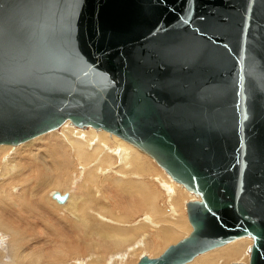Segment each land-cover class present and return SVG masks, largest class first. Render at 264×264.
<instances>
[{
    "label": "water",
    "instance_id": "95a60500",
    "mask_svg": "<svg viewBox=\"0 0 264 264\" xmlns=\"http://www.w3.org/2000/svg\"><path fill=\"white\" fill-rule=\"evenodd\" d=\"M68 120L200 198L193 231L137 264H186L243 236L264 264V0H0V145Z\"/></svg>",
    "mask_w": 264,
    "mask_h": 264
},
{
    "label": "bare ground",
    "instance_id": "6f19581e",
    "mask_svg": "<svg viewBox=\"0 0 264 264\" xmlns=\"http://www.w3.org/2000/svg\"><path fill=\"white\" fill-rule=\"evenodd\" d=\"M68 122H64L58 131L53 130L19 144L12 155L9 145H0V235L9 239L6 249L11 255L10 261H4L3 252L6 249L0 243V250L3 251H0V264H68L70 261L82 259L83 256L89 259L86 263L83 261L73 264H102L103 257L108 256L109 252L123 249L127 244L136 241L138 233L149 230L147 225L140 224L136 229L126 231L127 229L116 227L118 221H129L146 209L158 216L159 220H165L157 208L156 196L146 182L100 178V172L108 167L110 169L116 158L120 159L125 164L123 168L128 167L127 172L136 178L152 173L154 169L143 152L114 134L108 135L109 132L107 134L105 130L98 129L101 131L97 132L93 130L96 129L93 126L86 125L93 129L84 131L69 127ZM58 132L61 135L57 136ZM72 163L83 166L84 171L80 174L79 183L75 184V193H70L67 197L64 192L71 182ZM89 185L94 189L86 193L85 188ZM169 188L175 201L183 197V190L179 188L180 192L174 183H171ZM52 189L64 193L60 195L66 197L65 201L57 202L53 199L55 192L50 194ZM18 190L20 195L14 196L13 192L18 193ZM171 201L174 202L172 199ZM105 215L115 219L116 223L106 220ZM37 216L50 222L49 225L44 222L39 224L40 229H43L41 232L46 233L49 238L42 243L39 240L38 246H32L28 241L33 236L30 238L26 234V239L25 233L29 228L21 223L36 219ZM173 216L171 220L166 221H172V229L160 227L155 228L153 233H146L140 246L128 248L127 258L118 264H132L131 258L140 252L156 256L167 244L175 242L179 237H176L177 231L173 230L181 229L182 218L180 214ZM188 230L190 234L193 227L190 225ZM250 244L251 240L239 237L199 254L186 264L245 262ZM49 247L53 252L47 254L45 250ZM8 253L6 252L7 255Z\"/></svg>",
    "mask_w": 264,
    "mask_h": 264
},
{
    "label": "rangeland",
    "instance_id": "374dc122",
    "mask_svg": "<svg viewBox=\"0 0 264 264\" xmlns=\"http://www.w3.org/2000/svg\"><path fill=\"white\" fill-rule=\"evenodd\" d=\"M68 122V121H67ZM66 123V122H65ZM64 123V124H65ZM68 126L69 127H75V128H79V129H82L84 131H88L89 129H93V128H90L89 126H83V127H78L76 126L74 123H72L71 121H69L68 123ZM60 128L54 130V131H58ZM94 131H101V130H98V129H93ZM52 132V131H51ZM108 134V132H106ZM61 135L60 132L57 133V136ZM108 135H111L110 133ZM118 137V136H116ZM120 139V138H119ZM124 141V140H123ZM132 145V144H130ZM20 146V145H16V146H10L8 147L9 148V152H10V155L14 154V152L16 151L15 149H17V147ZM133 146V145H132ZM135 147V146H134ZM136 148V147H135ZM137 149V148H136ZM9 152H8V155H9ZM145 157H146V160L152 165L154 171H152V173H149L147 174V176H144L142 178H136L135 176H132L130 175L129 172H127L128 170V167L127 169H124V163L121 162L120 159L116 158L114 164L111 165L110 169L109 167L104 169L103 172H100V178H107V177H110V178H120L122 179L123 181H127L128 179H132V180H138V181H144L146 182V184L150 185L153 193H154V196L155 197V200H156V204L157 205V208L160 210V215H164L163 217L165 218V220H159V217L158 216H154L150 211L149 209H146L144 210L141 214L137 215L136 217H132L129 221H118L117 222V225L116 227H119V228H122L123 230H126V231H129V230H132V229H136L140 224H145L147 225V228L149 229L148 231L145 230V231H142L141 233H138L137 236H139L135 242L133 243H130V244H127L126 246L123 247V249L121 250H113L111 252H109L108 256H104L103 257V261H102V264H118L120 263V261L122 259H126L127 258V255H128V248H131L133 246L138 247L140 246V244L142 243V240H144L145 238V234L148 233V232H151L152 233L154 232V230L156 229H160V227L162 228H165V227H171L172 225L174 226V224L171 222H166V221H169L172 219V216L173 217H176L180 214L182 220H181V229H177V228H173L174 232L177 231L176 234V237H179L176 239L175 242H171L169 244H167L163 250L157 254L156 256H151L149 255L147 252H140L138 253L136 256H134L133 258H131V260L129 259V261H131V263L133 262L134 264H136L139 260L140 257L142 256H147L149 258H157L159 257L162 252L168 248L169 246L173 245V244H176L177 242L183 240L185 237L188 236L189 234V226L191 224H189V222L187 221V210H186V207H185V204L189 201H200V198L198 195L192 193L190 191L189 188H187L185 185H182V184H179L177 182H175L173 179H171V177L165 172V170L163 168H161L152 158H150L149 156H147L146 154L142 153ZM116 163V164H115ZM121 163V164H120ZM121 167H120V166ZM73 167V168H72ZM112 169V170H111ZM121 171H120V170ZM82 170L84 171V167L83 166H79V164H75V163H72L71 166H70V173H71V178H70V183L68 185V188L67 190L64 192L65 195L68 197V195L70 193H75L76 189H75V184L76 183H79V180H80V174L82 172ZM120 171V172H117V171ZM125 171H126V174H125ZM74 172V173H73ZM103 173V174H102ZM166 177V178H165ZM162 180V181H161ZM169 182L168 184H166L167 182ZM0 182H1V179H0ZM164 182V183H163ZM171 183H174L175 185L178 186V190L180 191L183 190L182 194H183V197L181 199H178L175 201L174 197L172 196V191L171 189L169 188V185ZM101 186V185H100ZM87 188H85V191L87 193V191H91V189H94V188H91V186L89 185L86 186ZM180 188V189H179ZM18 189V188H17ZM154 189V190H153ZM52 192H57L59 194H64V193H61L60 191L58 190H55V189H52L50 190V194ZM181 192V191H180ZM20 195V190H18V193L17 191L16 192H13V195ZM157 194V195H156ZM169 194V195H168ZM188 195V196H187ZM193 198V199H192ZM174 200V202L171 201ZM184 199V200H183ZM186 199V200H185ZM172 202V203H171ZM175 203V204H174ZM177 208V209H176ZM176 209V210H175ZM21 211L23 210L22 208L20 209ZM147 211V212H146ZM178 211V212H177ZM162 212V213H161ZM172 215V216H171ZM104 218L106 220H109V221H112V223H116V220L113 219V218H110L109 216L105 215ZM158 218V219H157ZM152 219V220H151ZM155 219V220H154ZM43 220V221H42ZM36 221V222H35ZM162 221V222H161ZM39 222V223H38ZM42 222L44 223H48V225L50 224V222L48 220H46L45 218H39V216H37L36 219H33V220H27L26 222L24 223H21L23 226L29 228L27 229V232L25 233V237L27 239V235H29V237L32 238L29 239L28 241V244H31L32 246L34 245H39L38 243H42V241H48L47 238H49V236L44 233V232H41L43 229H40V225L39 224H42ZM145 222V223H143ZM158 222V223H157ZM26 223V225H25ZM29 223V224H27ZM119 223V224H118ZM20 224V225H21ZM138 224V225H137ZM30 225V226H29ZM108 225V224H107ZM136 225V226H135ZM162 225V226H161ZM183 225V226H182ZM32 226V227H31ZM34 226V227H33ZM35 226H36V229H35ZM37 226H39V228H37ZM51 226V225H50ZM135 226V227H134ZM172 226V227H173ZM171 227V229H172ZM31 228V229H30ZM34 228V229H33ZM156 228V229H155ZM38 229H40L38 231ZM32 230V231H31ZM34 231V232H33ZM27 234V235H26ZM31 234V235H30ZM36 237H35V236ZM41 235V237L39 236ZM47 237H45V236ZM5 237V238H4ZM243 237H246L247 239L251 240L252 241V244H253V239L252 237L250 236H243ZM34 238H36L34 240ZM43 238L45 240H43ZM40 240V242H39ZM8 241L9 239L6 237V236H1L0 235V243H2V247L4 249L7 248L8 246ZM35 241V242H34ZM5 242V243H4ZM4 244V245H3ZM136 244V245H135ZM252 244H250L248 246V249L246 251V255H247V260L245 262H232V263H239V264H248L249 263V256H250V248L252 247ZM2 251V250H0ZM3 252V251H2ZM6 252L8 253V249H6L3 253L5 255ZM45 252H47V254L49 253H52L53 251H51L50 247L48 250H45ZM9 254V253H8ZM4 255V261H10L11 259V255H7L5 256ZM125 257V258H124ZM105 259V260H104ZM89 259H87L85 256L82 257V259H79L78 261L77 260H74V261H70L68 264H73V263H76V262H79V263H82L84 261V263H86ZM104 262V263H103ZM132 263V264H133Z\"/></svg>",
    "mask_w": 264,
    "mask_h": 264
}]
</instances>
